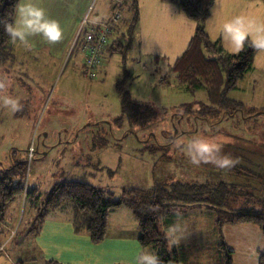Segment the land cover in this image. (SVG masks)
Returning a JSON list of instances; mask_svg holds the SVG:
<instances>
[{
  "label": "rangeland",
  "instance_id": "obj_1",
  "mask_svg": "<svg viewBox=\"0 0 264 264\" xmlns=\"http://www.w3.org/2000/svg\"><path fill=\"white\" fill-rule=\"evenodd\" d=\"M123 14L130 15L127 10ZM70 44L60 57L12 50V59L0 66V97H15L21 104L14 113L0 105V174L24 161V174L13 182L37 187L41 196L65 178L100 186L114 198L124 189L190 180L236 184L244 195L236 197L235 207H254L264 200V113H256L264 110V87L236 93L243 103L231 115L232 107L222 106L214 114H201L202 102L207 104L204 91L182 90L168 62L143 56L135 42L123 63L131 72L126 86L133 99L153 108V115L139 124L120 116L115 92V80L124 73L120 53L106 55L94 78H88L82 72L83 56ZM196 138L221 144L216 156H227L231 166L193 163L187 145ZM10 207L5 222L14 214ZM24 210L17 224L21 220L27 228L34 210L28 204ZM175 215L171 225L181 221L186 226L180 242L192 239L204 251L202 243L221 238L207 210Z\"/></svg>",
  "mask_w": 264,
  "mask_h": 264
},
{
  "label": "trees",
  "instance_id": "obj_2",
  "mask_svg": "<svg viewBox=\"0 0 264 264\" xmlns=\"http://www.w3.org/2000/svg\"><path fill=\"white\" fill-rule=\"evenodd\" d=\"M170 1V0H166ZM186 15L196 22L193 36L183 53L168 68L182 90L189 93L203 90L207 104L202 102L201 114L213 113L222 106L232 107L229 115L240 110L242 101L229 97L244 74L251 69L254 52L257 48L245 40L242 50L227 53L218 41H212L204 29V19L209 15L213 0H178ZM129 16L117 24L112 43L106 55L119 52L122 59V76L115 80V91L119 94L120 116L143 124L153 115V108L137 102L126 86V77L131 72L123 67L128 52L132 49L137 30L136 0H125ZM16 0H0V19H9ZM125 42V44H124ZM13 45L0 23V66L13 57ZM78 51V50H77ZM256 113H264L257 109ZM24 161L13 162L0 174V220L7 205L23 193L24 184L14 183V178L24 174ZM227 182L217 184L196 183L194 181H170L155 184L152 188H129L114 198L111 191L82 180L65 179L54 183L45 195L41 196L37 187L27 188L24 199L34 210L33 223L28 232L33 234L44 222L47 214L55 209L68 206L74 230L85 231L94 243L101 242L106 233L108 213L111 209L128 207L136 218L137 239L142 248L152 249L161 264H233L232 251L221 235L224 223H252L264 233V200L254 207H235L236 197L244 195ZM258 202V201H257ZM190 209H205L210 215L212 228L221 236L218 241L202 243L204 251L196 242L169 245L170 237L165 234L168 217ZM18 264H21L19 262ZM43 264H62L46 260ZM257 264H264V253H259Z\"/></svg>",
  "mask_w": 264,
  "mask_h": 264
},
{
  "label": "crops",
  "instance_id": "obj_3",
  "mask_svg": "<svg viewBox=\"0 0 264 264\" xmlns=\"http://www.w3.org/2000/svg\"><path fill=\"white\" fill-rule=\"evenodd\" d=\"M37 3L45 9L47 16L60 21L63 38L50 43L34 35L29 37L27 45L20 41L14 42L13 51L36 54L49 51L51 55L60 57L69 52L70 43L82 21L88 24L102 22L111 16L115 7L113 0H37ZM121 3L123 14L127 6L125 0H121ZM136 3L138 18L134 44L136 42L143 56L153 58L155 63L164 60L169 67L187 47L194 35L196 22L186 15L178 0H136ZM209 11L204 19V29L209 38L218 41L227 53L237 51L221 38L220 28L226 22L239 18L237 27L250 34L246 39L248 42H251L252 37L264 38V0H213ZM122 16L120 22L128 17ZM251 65L236 88L230 91L234 93L230 96L236 100L239 99L235 94L242 90L255 91L256 86L264 87V50H255ZM246 77L247 82L242 84ZM27 204L23 194H20L9 204L14 210L11 220L5 222L4 217L0 220V264H43L46 260L62 264H135V258L142 249L152 250L141 247L137 239L136 218L126 206L111 209L107 215L105 236L101 242L94 243L85 231L74 230L71 208L68 206L55 209L58 210L55 214H47L39 229L33 234L29 233L33 219L31 224L27 222V228L22 227L21 220L17 224ZM193 210L187 211L190 213ZM175 216L168 217V228L177 218ZM221 235L232 251L233 264H257L259 253H264V233L252 223H224ZM191 242L192 239L183 243Z\"/></svg>",
  "mask_w": 264,
  "mask_h": 264
},
{
  "label": "clouds",
  "instance_id": "obj_4",
  "mask_svg": "<svg viewBox=\"0 0 264 264\" xmlns=\"http://www.w3.org/2000/svg\"><path fill=\"white\" fill-rule=\"evenodd\" d=\"M9 19H0L4 30L12 42L20 41L28 44L29 37L39 35L50 43H55L63 38V29L60 21L49 17L45 9L38 6L37 0H16L15 7L9 14ZM239 18L221 25V38L231 44L235 51L243 48L244 42L249 38V33L238 29ZM215 38V37H214ZM252 46L264 50V38H251ZM259 66V65H258ZM0 105L10 109L13 113L21 108L20 101L11 96L0 97ZM221 144L212 139L196 138L187 145L189 155L193 163L213 162L220 168L229 167L232 161L227 157L217 158ZM181 215V214H177ZM186 232V226L177 221L169 226L167 237H170L169 245L173 246L180 242ZM135 264H161L159 256L152 250L142 249L135 258Z\"/></svg>",
  "mask_w": 264,
  "mask_h": 264
},
{
  "label": "built area",
  "instance_id": "obj_5",
  "mask_svg": "<svg viewBox=\"0 0 264 264\" xmlns=\"http://www.w3.org/2000/svg\"><path fill=\"white\" fill-rule=\"evenodd\" d=\"M114 11L111 16L95 24H88L85 20L78 26L73 37V45L83 56L82 72L88 78H94L106 56L107 47L112 43L113 35L117 31V24L122 20L121 0H113ZM27 186L24 184L23 196Z\"/></svg>",
  "mask_w": 264,
  "mask_h": 264
},
{
  "label": "bare ground",
  "instance_id": "obj_6",
  "mask_svg": "<svg viewBox=\"0 0 264 264\" xmlns=\"http://www.w3.org/2000/svg\"><path fill=\"white\" fill-rule=\"evenodd\" d=\"M61 210V209H60Z\"/></svg>",
  "mask_w": 264,
  "mask_h": 264
}]
</instances>
